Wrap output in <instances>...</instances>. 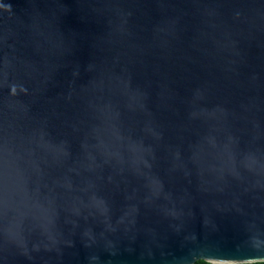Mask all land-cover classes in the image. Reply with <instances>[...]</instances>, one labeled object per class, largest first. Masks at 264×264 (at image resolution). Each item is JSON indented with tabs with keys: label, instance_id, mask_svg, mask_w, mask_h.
Here are the masks:
<instances>
[{
	"label": "water",
	"instance_id": "1",
	"mask_svg": "<svg viewBox=\"0 0 264 264\" xmlns=\"http://www.w3.org/2000/svg\"><path fill=\"white\" fill-rule=\"evenodd\" d=\"M264 262V0H0V264Z\"/></svg>",
	"mask_w": 264,
	"mask_h": 264
},
{
	"label": "trees",
	"instance_id": "2",
	"mask_svg": "<svg viewBox=\"0 0 264 264\" xmlns=\"http://www.w3.org/2000/svg\"><path fill=\"white\" fill-rule=\"evenodd\" d=\"M195 264H211V263H208V262H205V261H198ZM253 264H264V262H257V263H253Z\"/></svg>",
	"mask_w": 264,
	"mask_h": 264
}]
</instances>
